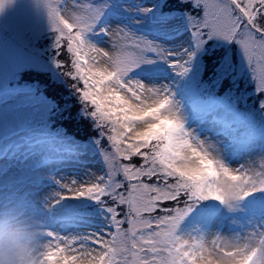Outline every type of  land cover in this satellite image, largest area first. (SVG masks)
I'll return each mask as SVG.
<instances>
[{
  "label": "snow or ice",
  "instance_id": "6c2138e0",
  "mask_svg": "<svg viewBox=\"0 0 264 264\" xmlns=\"http://www.w3.org/2000/svg\"><path fill=\"white\" fill-rule=\"evenodd\" d=\"M43 5L100 168L43 210L0 208L34 224L40 264H264V156L226 164L184 128L165 83L199 58L222 90L243 70L264 109V0H72L65 15Z\"/></svg>",
  "mask_w": 264,
  "mask_h": 264
},
{
  "label": "rangeland",
  "instance_id": "374dc122",
  "mask_svg": "<svg viewBox=\"0 0 264 264\" xmlns=\"http://www.w3.org/2000/svg\"><path fill=\"white\" fill-rule=\"evenodd\" d=\"M61 1L50 0L57 9ZM44 3L45 0H12L0 12V86L16 78L17 74L26 68L51 71L53 77H56V64L51 55V49L54 48V38L57 33L55 35L49 33L54 29L50 25ZM66 11L67 9L64 7L61 14L65 15ZM2 32L7 33L10 37H5ZM41 44L44 47L40 49L38 46ZM33 50L46 56L43 59L38 54L32 55ZM48 57L51 58V61L45 60ZM201 69V60L193 58L187 73L179 75L177 79L172 78L173 72L166 75L165 83L172 92V99L177 98L173 101L184 128L193 138L211 145L214 152L217 151L220 159L228 165L236 166L238 163L252 164L253 162L255 165H259L261 157L264 156V139L262 137L255 138L257 136L255 132L260 124L264 123V114L259 113L260 116H256L248 112L243 113V110L238 108L236 96H227L222 101L204 98L205 93L209 92V86L198 82ZM242 78L243 70L236 78V84ZM175 87L183 90L186 97L194 104L204 106L207 102L213 101L210 115L200 119L189 112L182 103L181 96L180 98L176 96ZM27 89L25 92L11 95L8 98V103L0 105V133L7 128L11 131L12 128L19 125L32 126L34 127L32 130L48 129L46 125L50 113L49 108L35 93L33 86H28ZM254 93H256L255 90L250 92V94ZM245 104L246 101H243L242 105ZM203 133L204 136H201ZM49 139L48 141H51V137ZM7 141L11 143L13 140ZM52 145V143L46 142L35 144L32 152L27 155L28 159H23V154L19 149L16 153L17 161L1 160L0 184L14 182L16 178L20 177L19 175H28L33 178L31 184L22 185L21 189H17L14 198H9L8 202L13 208L25 213L43 210L52 197H56L57 194H68L67 189L60 185L70 184L75 179L77 184L73 186H78L81 181L87 179L86 172L89 170L95 171L99 175L100 163L96 160L92 144L87 147L79 145L78 149L71 148L72 151L63 156L57 148L53 149ZM24 154L26 155V153ZM43 157L60 158V160L39 165ZM37 161L39 164L36 163ZM35 163L38 164L39 169H36ZM10 176L17 177L13 180L7 179ZM43 189H50V191L43 192ZM20 193L26 197L28 205L20 202ZM0 199L3 200L1 205L6 207L7 204H4L6 197L0 196ZM61 235L64 233L61 232Z\"/></svg>",
  "mask_w": 264,
  "mask_h": 264
},
{
  "label": "clouds",
  "instance_id": "9594fccd",
  "mask_svg": "<svg viewBox=\"0 0 264 264\" xmlns=\"http://www.w3.org/2000/svg\"><path fill=\"white\" fill-rule=\"evenodd\" d=\"M41 237L22 213L0 210V264H40Z\"/></svg>",
  "mask_w": 264,
  "mask_h": 264
},
{
  "label": "bare ground",
  "instance_id": "6f19581e",
  "mask_svg": "<svg viewBox=\"0 0 264 264\" xmlns=\"http://www.w3.org/2000/svg\"><path fill=\"white\" fill-rule=\"evenodd\" d=\"M180 108H181V106H180ZM201 136H204V133H203ZM215 154H217V155H218V152H217V151H215ZM42 191H43V192H49V191H50V189H43Z\"/></svg>",
  "mask_w": 264,
  "mask_h": 264
}]
</instances>
